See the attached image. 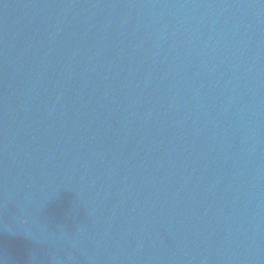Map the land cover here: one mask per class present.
Listing matches in <instances>:
<instances>
[{
	"label": "water",
	"instance_id": "1",
	"mask_svg": "<svg viewBox=\"0 0 264 264\" xmlns=\"http://www.w3.org/2000/svg\"><path fill=\"white\" fill-rule=\"evenodd\" d=\"M0 264H264V0H0Z\"/></svg>",
	"mask_w": 264,
	"mask_h": 264
}]
</instances>
